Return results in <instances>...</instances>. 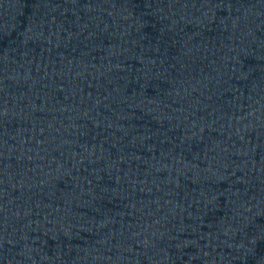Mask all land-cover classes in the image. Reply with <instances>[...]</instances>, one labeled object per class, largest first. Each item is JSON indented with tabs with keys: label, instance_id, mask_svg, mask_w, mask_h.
I'll list each match as a JSON object with an SVG mask.
<instances>
[{
	"label": "water",
	"instance_id": "95a60500",
	"mask_svg": "<svg viewBox=\"0 0 264 264\" xmlns=\"http://www.w3.org/2000/svg\"><path fill=\"white\" fill-rule=\"evenodd\" d=\"M0 264H264V0H0Z\"/></svg>",
	"mask_w": 264,
	"mask_h": 264
}]
</instances>
